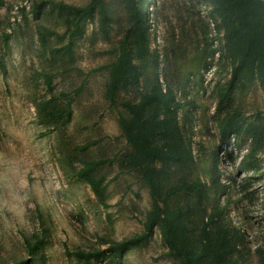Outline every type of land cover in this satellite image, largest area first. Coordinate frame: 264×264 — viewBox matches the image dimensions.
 <instances>
[{"label": "rangeland", "instance_id": "374dc122", "mask_svg": "<svg viewBox=\"0 0 264 264\" xmlns=\"http://www.w3.org/2000/svg\"><path fill=\"white\" fill-rule=\"evenodd\" d=\"M89 1L0 0V264H185L164 238L163 213L116 253L155 208L120 117L156 83L173 98L169 110L147 109L168 117L155 142L182 137L191 150L151 164L160 208L181 210L186 247L205 253L202 264H264V81L230 84L225 24L210 0H136L150 54L134 58L139 81L112 100L106 65L132 11L105 0V34L98 12L76 21L63 6ZM89 178H103L102 196ZM177 184L188 186L167 195Z\"/></svg>", "mask_w": 264, "mask_h": 264}, {"label": "trees", "instance_id": "16d2710c", "mask_svg": "<svg viewBox=\"0 0 264 264\" xmlns=\"http://www.w3.org/2000/svg\"><path fill=\"white\" fill-rule=\"evenodd\" d=\"M210 2L225 24L224 37L232 61L230 84L235 87L237 83H243L246 80L264 81V0H210ZM128 4L132 11V23L120 42L117 59L106 65L110 68L108 93L112 100L120 87L139 81L140 72L134 58H143L150 54V40L143 12L136 0H128ZM63 6L71 10L76 21L84 17H93L98 12L100 26L103 32L108 34L111 17L105 0H90L84 5L64 4ZM172 98L170 92L165 90L161 84L156 83L141 96L138 102H125L130 116H121L120 125L127 140L134 148L133 164L146 165L142 177L151 187L155 208L144 223L145 230L135 237L119 242L116 245V253L133 243L143 241L163 213L165 240L176 252L185 254V264H202V257L205 253L192 254L186 247V225L181 210L171 208L169 205L161 209L155 197L156 177L160 175L161 170L151 164L156 161H180L191 157L190 147L182 137L171 138L162 145L155 142L157 135L165 132L168 117L148 114L147 109L153 104H158L169 110L172 108ZM232 131L237 130L234 128ZM89 144L90 142L84 147ZM103 162L105 160L87 162L86 167L81 169L80 173L87 176L91 168ZM89 181L96 194L102 196L103 178H89ZM185 186L188 185H174L167 190V195ZM101 253L102 251H78V254L85 256L86 259L98 258Z\"/></svg>", "mask_w": 264, "mask_h": 264}]
</instances>
